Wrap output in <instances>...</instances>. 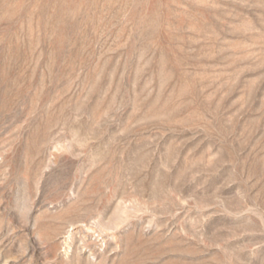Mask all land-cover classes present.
I'll list each match as a JSON object with an SVG mask.
<instances>
[{
    "label": "rangeland",
    "instance_id": "1",
    "mask_svg": "<svg viewBox=\"0 0 264 264\" xmlns=\"http://www.w3.org/2000/svg\"><path fill=\"white\" fill-rule=\"evenodd\" d=\"M0 264H264V0H0Z\"/></svg>",
    "mask_w": 264,
    "mask_h": 264
},
{
    "label": "bare ground",
    "instance_id": "2",
    "mask_svg": "<svg viewBox=\"0 0 264 264\" xmlns=\"http://www.w3.org/2000/svg\"><path fill=\"white\" fill-rule=\"evenodd\" d=\"M124 219L125 215L123 214V211L120 210L118 213L115 214L113 218H109L106 221L102 218H98V220L95 221L94 224L101 231H108L117 228L124 221Z\"/></svg>",
    "mask_w": 264,
    "mask_h": 264
}]
</instances>
